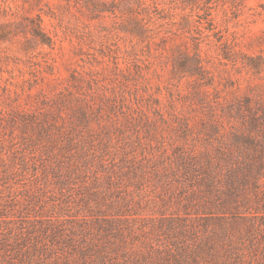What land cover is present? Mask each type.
<instances>
[{
    "label": "rangeland",
    "instance_id": "rangeland-1",
    "mask_svg": "<svg viewBox=\"0 0 264 264\" xmlns=\"http://www.w3.org/2000/svg\"><path fill=\"white\" fill-rule=\"evenodd\" d=\"M102 252L264 264V0H0V264Z\"/></svg>",
    "mask_w": 264,
    "mask_h": 264
},
{
    "label": "trees",
    "instance_id": "trees-1",
    "mask_svg": "<svg viewBox=\"0 0 264 264\" xmlns=\"http://www.w3.org/2000/svg\"><path fill=\"white\" fill-rule=\"evenodd\" d=\"M67 246H70L71 247V252L69 253V256L72 257L74 260H76V246L75 245H70L68 244ZM46 252L49 251L48 254H53L57 259L63 255V250L61 248H58V245L57 246H52L51 247H47L45 246L43 248ZM108 256L106 253L102 252L100 253L98 259H97V263L98 264H105V262L108 261Z\"/></svg>",
    "mask_w": 264,
    "mask_h": 264
}]
</instances>
